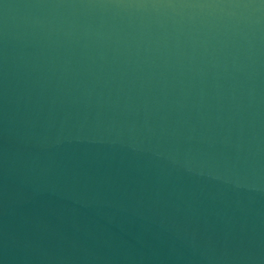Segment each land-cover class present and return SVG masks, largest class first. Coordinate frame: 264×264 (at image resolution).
Here are the masks:
<instances>
[{"label":"water","instance_id":"1","mask_svg":"<svg viewBox=\"0 0 264 264\" xmlns=\"http://www.w3.org/2000/svg\"><path fill=\"white\" fill-rule=\"evenodd\" d=\"M0 264H264V0H0Z\"/></svg>","mask_w":264,"mask_h":264}]
</instances>
